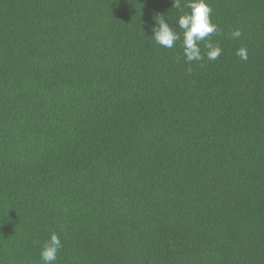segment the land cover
<instances>
[{
  "label": "trees",
  "instance_id": "trees-1",
  "mask_svg": "<svg viewBox=\"0 0 264 264\" xmlns=\"http://www.w3.org/2000/svg\"><path fill=\"white\" fill-rule=\"evenodd\" d=\"M206 2L186 63L171 0H0V264H264V0Z\"/></svg>",
  "mask_w": 264,
  "mask_h": 264
},
{
  "label": "clouds",
  "instance_id": "clouds-1",
  "mask_svg": "<svg viewBox=\"0 0 264 264\" xmlns=\"http://www.w3.org/2000/svg\"><path fill=\"white\" fill-rule=\"evenodd\" d=\"M172 8L179 9L183 14L180 15L175 25L170 24L163 15H158L152 25H147V31H151V38L157 45L168 49L173 48L177 42L181 41V32L183 38L181 47L186 63L193 61L200 62L205 59L214 61L222 54L219 45L211 43V37L218 32V27L211 21L212 9L206 0H187L183 7L190 9V12H183L181 0H171ZM242 35L239 29L231 33L233 39ZM204 44L206 52H202L201 44ZM236 55L242 60H247V49L240 48ZM63 245L60 237L53 232L50 239L47 240L40 252V258L43 264H54L57 260V254Z\"/></svg>",
  "mask_w": 264,
  "mask_h": 264
}]
</instances>
